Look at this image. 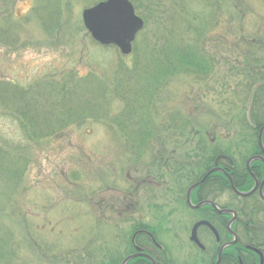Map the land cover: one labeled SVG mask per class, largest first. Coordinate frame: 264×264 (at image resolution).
<instances>
[{"label":"rangeland","instance_id":"obj_1","mask_svg":"<svg viewBox=\"0 0 264 264\" xmlns=\"http://www.w3.org/2000/svg\"><path fill=\"white\" fill-rule=\"evenodd\" d=\"M98 1L101 0H62L61 26L49 35L33 12L41 1L0 0V12L8 11L19 23L14 25L17 41L12 46L9 42H0V80L23 86L45 77L58 82L65 79L63 72L72 70L80 75L95 72L100 77H110L123 59L129 72L134 67L129 82L141 97L148 94L152 84L148 77L155 70L151 65L158 64L163 56L171 58V48L176 45H194L206 52L205 73L200 79L184 72L157 77L162 81L161 90L154 96L157 101L154 107H150L159 114V119L160 115L169 114L166 124H171V114L181 112L189 119V127L179 140L170 136L148 142L126 137L130 140L127 141L118 138L115 130L106 124L89 121L81 126L71 125L50 139L28 141L19 122L7 115L0 104V143L22 152L25 144L30 146L24 151L28 162L23 163L20 175L14 180L4 174L0 176V246L4 245L7 250L0 248V264H75L77 253L107 264L109 256L114 255L121 259L117 260L121 264L130 248L122 198L135 187L144 188L148 195L152 188L166 194L164 200L153 203L155 206L146 208L147 203H143V214L144 224L155 228L150 229L166 249L167 258L176 264H204L207 256L188 243L186 233L190 222L184 224L182 220L173 227L174 240L171 238V174L157 160L161 157L169 165L171 156L193 155L197 152L196 141L204 142L205 148L208 146L211 151L212 145L227 149L236 140L234 131L248 115L243 109L247 105V92L240 86L245 81V72L243 76L241 72L247 66L264 65V0L239 3L232 0L233 4L225 5L221 0H186L185 12L189 17L186 22H193L195 28L184 27V21H180L173 30L171 14L174 18L179 14L173 13L171 0H130L145 25L137 33L128 56L121 55L114 46L99 45L85 29L82 10ZM201 16L205 25L200 30L194 17ZM1 18L0 31L7 26ZM144 32L149 37L148 50L140 40ZM253 39L260 40L261 44H253L256 50L249 53L252 59L246 58V52L237 49L238 41ZM134 47L138 65L133 63ZM253 54L259 56L258 62L254 61ZM166 79L167 83H163ZM260 83V87L264 86L263 80ZM121 106L119 101L111 100L110 115L120 114ZM127 119L131 120L130 114L122 116V121ZM131 122L128 120L127 124ZM161 122L156 120L158 125ZM125 129L128 136L133 135L128 127ZM128 142L133 148L125 147ZM207 166L210 165L193 166L194 172L188 169L186 175L191 174L193 180ZM215 170L210 169L204 177ZM155 171L159 172L156 179L150 173ZM180 181L185 190L188 179L183 177ZM204 243L212 247L209 238Z\"/></svg>","mask_w":264,"mask_h":264},{"label":"trees","instance_id":"obj_2","mask_svg":"<svg viewBox=\"0 0 264 264\" xmlns=\"http://www.w3.org/2000/svg\"><path fill=\"white\" fill-rule=\"evenodd\" d=\"M37 1H41V3H38L39 5L33 8V12L37 14V17L42 22V25L46 29V33L51 35L53 34V30L55 32V30H59V27L61 26V17L63 14L61 3L63 4V2L62 0ZM237 2L239 3L241 0ZM227 3L233 4L232 0H221V4L225 5ZM171 5L172 9L175 10L173 13L179 14L176 15L178 16L176 18H174V14H171L172 30L176 26H179L178 23L180 21H184V27L190 25L191 28H195L193 22L191 24L190 21L186 22V19H189L185 12L187 8L186 0H171ZM40 9L44 10V12L39 13ZM0 17H2V21L7 22L6 29L0 31V42H9L11 45L13 41L16 42L18 39V32L15 30L16 27L14 25H19V23L15 18H13L12 15H10L8 11L2 10L0 12ZM194 19L198 20L197 27L200 30L204 28L205 24L203 23L202 16L200 18L194 17ZM147 39H149V37H147L144 32L140 40L142 45L144 44V46H147L148 50L149 48ZM259 41L260 40L256 41L255 39L250 40L249 42L238 41V45L240 47H237V49L243 53L246 52V58H248L250 51L256 50L252 44H261ZM171 46H173V44H171ZM262 50L264 51V47H262ZM134 52L135 55L133 58V63L134 65H138L139 57L138 53H136L137 48L134 50ZM205 54L206 52L204 49L194 45L189 46L186 44L185 46L181 47L179 44L175 47H172L171 58H164L163 56V59H160L161 61L158 62V64L156 63L155 66L151 65L152 69L155 70L151 72L149 74L150 76L148 77L151 79L152 84L148 88V94H143L141 97H138L135 94L132 83L129 82L131 75H134V73H132L134 67H132L131 72H129L123 59H120L121 61L116 65L111 76H107L108 78L106 76L100 77L95 72H89L85 75H80L77 71L72 70L69 72H63L62 75L65 77V79L58 82L45 77L39 80H33L32 82L23 86L10 80H0V104L2 105L4 111L8 112L6 113L7 115L10 114L19 122L23 137L28 139V141L34 139H50L57 134H61L63 130L70 127L71 125L81 126L89 121H100L106 124L109 129L115 130L118 138L122 137L127 141H130L129 139L133 141H139V139H143L147 142L150 140L157 141L162 140L163 138H170V136L179 140L184 137V133L189 127L190 122L187 116L179 111H175L174 114H171V124H166L169 119V114L167 116L160 115L161 118L159 119V114L150 110V107H154L155 103L157 102L155 99L157 92L161 90L160 85L162 84V81L157 77L167 78L170 75L172 77L178 72H184L192 74L197 79H200L206 71L205 66L207 65H205L204 62L206 58ZM249 57L251 58V55ZM258 57H255L254 59L256 61L260 60ZM165 60H167L168 64ZM247 67L248 68L241 72L242 76L245 72L243 79L245 81H241L240 86L245 87L244 89L247 92V97L248 93L254 87L258 86L255 89V98L257 101L256 110L259 111V114L256 115L254 123L260 124L262 117H264V92H262L264 91V86L260 87L259 85L262 84L260 81H264V79L260 80L261 77H264V71L254 73L249 70V66ZM156 78L158 80H156ZM163 83H167V79L163 80ZM260 90L261 92H259ZM107 91L111 96H107ZM111 100H116L122 103V110L120 109L121 113H118L115 117L110 115L111 112L109 108L111 105ZM131 100H133V102H131ZM128 114H130L131 120L127 119L125 122L122 121V116L124 117V115ZM128 120L130 122L132 121L131 125L130 123L127 124ZM156 120L162 121L161 125H158ZM140 125L142 126L141 128H139ZM194 126L198 127L197 123H194ZM126 127H128V132L130 134L133 133V135L128 136L129 134L125 129ZM192 129L193 127L191 126L190 131H192ZM124 131L126 132L124 133ZM128 144L125 146L126 148H133L132 144ZM147 145L149 144L147 143ZM197 145L204 147L201 143H198ZM28 146V144H25V146H23L24 149L22 152L18 149H15V147L10 148V146H3V144L0 143V176L4 174L7 175L5 176L7 179L14 180L15 177L17 178V176L20 175V172H22L23 169V163L25 164L28 162L24 152ZM122 146L124 145L122 144ZM195 153L196 152L193 154L195 155ZM216 153L217 151L215 146L212 145L211 151L207 146L206 151L202 154L196 153L198 158L199 156L201 157L196 161L193 160L194 162H192V164L195 165L198 161L199 163L196 164V166L210 165ZM159 154L162 156L161 152H159ZM158 160L157 164L160 167L162 166V169L166 170L167 174H171V164L168 165V162L166 163L165 160L163 161V158L161 157ZM190 160L191 157L188 155H181L178 158L175 157L173 167L175 178H191V174L186 175V171L188 170L187 161ZM192 168L195 169L193 166ZM192 168L189 169L191 173L194 172ZM160 169L157 170L159 171ZM158 171H155V173H150L151 175L158 178ZM143 227L146 229L148 228L149 230L155 229L148 225H144ZM152 233L157 239L156 233L153 231ZM1 247L4 248V245H1L0 248ZM229 249H232V247ZM3 250L4 252L7 251L5 248ZM156 252L157 253H154L156 264H171V260L167 258V251L165 248L162 247V249L157 250ZM77 255L78 257L74 255L75 264H107L102 261H93V258L90 260L89 257L92 256L83 257L79 253H77ZM225 258L226 256L224 254L221 264H224ZM109 259L110 262L108 264H119L117 260L120 258L114 257V255H112L111 257L109 256ZM130 264L152 263L145 258H136L131 261Z\"/></svg>","mask_w":264,"mask_h":264},{"label":"flooded vegetation","instance_id":"obj_3","mask_svg":"<svg viewBox=\"0 0 264 264\" xmlns=\"http://www.w3.org/2000/svg\"><path fill=\"white\" fill-rule=\"evenodd\" d=\"M253 55L254 58L258 57ZM249 70L254 73L262 72L264 65H251ZM262 78L264 79L261 77L260 80ZM255 95V89L248 93L245 101L247 105L243 108L248 115L245 116L246 120H240L239 128L236 129L238 131H234L236 140L227 149L215 146L217 153L210 166L195 174L193 180L188 179L189 184L185 190L181 179L178 182L174 180L175 157L171 156V238L174 240L173 227L180 225L182 220L184 224L190 222L186 237L192 247L207 256L204 264H215L219 249L224 244L227 245L221 253L219 264L224 254V264H260L261 256L264 264V117L260 124L254 123L259 114ZM198 143L203 145L204 142L196 141L195 145ZM203 146L197 145L196 153L205 152L207 146ZM189 156L191 160L187 161L188 169L196 166L192 162L201 157L198 158L197 154ZM210 169L216 170L204 177ZM151 177L156 179L153 175ZM190 188L192 189L188 195ZM150 191L152 193L148 195L144 188L135 187L129 189V193L125 192L122 198L125 203L122 209L125 214L123 221L128 227L126 235L128 236L129 231L130 246L125 257L138 252L154 257V253L162 249L152 231L143 227L146 221L143 203H147L146 208L155 206L153 203L164 200L166 194L156 188ZM201 221L208 222L216 234L206 224L198 225L195 234L202 245L200 247L191 240V234L195 225ZM208 238L212 247H207L204 243ZM234 239L235 242L229 244ZM136 258L130 259L127 264ZM171 264H176L172 258Z\"/></svg>","mask_w":264,"mask_h":264},{"label":"water","instance_id":"obj_4","mask_svg":"<svg viewBox=\"0 0 264 264\" xmlns=\"http://www.w3.org/2000/svg\"><path fill=\"white\" fill-rule=\"evenodd\" d=\"M82 20L85 28L89 31L91 37L95 41L100 44H115L122 54H128L131 52V42L133 41L136 32L143 26V20L135 15L133 5L129 0L100 1L91 7L83 9ZM200 224H206L215 234L216 232L206 221L197 223L193 228L191 240L201 247L202 245L195 234L196 227ZM234 242L235 239L229 244H233ZM226 245L227 244H224L220 247L215 264L220 263L221 253ZM137 256H142L152 264H156L149 254L143 252H138L124 258L121 264H127L130 259ZM260 264H263L262 256Z\"/></svg>","mask_w":264,"mask_h":264}]
</instances>
